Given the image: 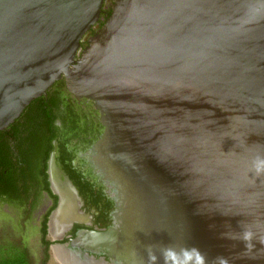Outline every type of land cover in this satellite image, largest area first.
Listing matches in <instances>:
<instances>
[{
    "label": "water",
    "instance_id": "95a60500",
    "mask_svg": "<svg viewBox=\"0 0 264 264\" xmlns=\"http://www.w3.org/2000/svg\"><path fill=\"white\" fill-rule=\"evenodd\" d=\"M104 2L0 0V130L60 79L102 126L86 155L113 225L49 248L79 264H183L191 249L264 264V0H112L77 57ZM54 151L82 204L54 141L48 234Z\"/></svg>",
    "mask_w": 264,
    "mask_h": 264
},
{
    "label": "trees",
    "instance_id": "16d2710c",
    "mask_svg": "<svg viewBox=\"0 0 264 264\" xmlns=\"http://www.w3.org/2000/svg\"><path fill=\"white\" fill-rule=\"evenodd\" d=\"M109 13L110 9L100 15L103 19L98 21V28ZM56 83L59 81L54 85ZM50 89L33 99L19 117L0 130V200L20 207L22 219L31 216L41 201L42 193H46L51 201L39 220L42 264L49 258V246L55 243L47 237V221L56 207L57 196L49 188L46 173L47 159L54 141L58 145L62 169L78 190L84 206L98 212L95 219L108 225L107 213L113 208V201L106 198L100 189H95L82 171L72 165L73 153L67 149L74 139H81L87 145L91 140L98 139L102 126L93 118H97L98 113L93 109L87 113L80 103L66 96L61 97L57 91L50 93ZM57 120L60 125L56 124ZM87 136H90L89 140ZM80 227L83 226L75 224L70 233L73 235ZM8 239L3 238L0 242V264H34L33 256L19 239ZM8 243L16 247L15 254L7 250Z\"/></svg>",
    "mask_w": 264,
    "mask_h": 264
},
{
    "label": "rangeland",
    "instance_id": "374dc122",
    "mask_svg": "<svg viewBox=\"0 0 264 264\" xmlns=\"http://www.w3.org/2000/svg\"><path fill=\"white\" fill-rule=\"evenodd\" d=\"M109 4H110V0H105L102 8L105 9L109 7ZM100 20H102V18H100ZM98 27H99L98 24H96L95 27L91 28L90 32H87L84 35L83 39L81 40L77 57L81 55L83 49L87 45V39L90 38L99 29ZM58 81L59 83H56L55 85L53 84L54 86L53 85L51 86L53 88L50 89V92L54 93L57 91L61 95V97H65L67 92L65 90L63 80L60 79ZM58 123L60 125L59 120ZM84 157L87 158V155L85 154ZM91 167H92L91 170H95V172H97V169H94L93 166ZM104 187H105V191L109 195V190L107 186L104 185ZM46 206H48L47 201H44L43 203L40 202V204L37 205V207L34 209L30 217L22 219L21 218L22 212L20 207L11 205L7 202L0 200V242H2L1 240L3 238H9L8 240L11 241H15L16 239H19L21 241V244L26 246V248H28L29 252L33 256L34 264H42L43 247L41 245V240H40L39 220ZM80 211H82L81 208ZM95 215L96 214H94L92 216V219H90L89 221L90 224L92 225L93 223L94 228L97 227L103 228V226L96 225L97 220L95 219ZM72 224H75V222L66 223V221H62V223L59 224L61 235L58 238L66 237L67 234L70 232L69 230ZM47 237L51 241H55V243L58 242L57 240H54L56 238H54L50 233L48 234ZM7 246H8L7 250H10L11 253L15 254L16 247L13 246L11 247L9 243ZM45 264H59L53 255L52 249L50 248H49V258Z\"/></svg>",
    "mask_w": 264,
    "mask_h": 264
},
{
    "label": "flooded vegetation",
    "instance_id": "af4514ba",
    "mask_svg": "<svg viewBox=\"0 0 264 264\" xmlns=\"http://www.w3.org/2000/svg\"><path fill=\"white\" fill-rule=\"evenodd\" d=\"M112 2V0H110V3ZM110 5V4H109ZM109 9V7H107V8H102V12L103 13H101V14H103L104 15V12H106V10H108ZM100 18H102L103 19V16H100ZM100 18H99V20H100ZM98 20V21H99ZM97 24H98V22H97ZM91 31V29L88 31V32H90ZM54 86V85H53ZM51 88V87H50ZM49 88V89H50ZM53 88V87H52ZM48 91V90H47ZM51 93V92H50ZM66 97H68L69 99H72V100H75L77 103H80L81 104V106L83 107V109L85 108V111L88 113L89 112V110L90 109H93L95 112H97L94 108H93V106H92V103H91V101H89V100H86V99H80L79 101H77L75 98H73L71 95H69L68 93L66 94ZM84 111V112H85ZM95 112H93V113H95ZM98 116V115H97ZM94 118V120L96 121V120H98V117L97 118H95V117H93ZM60 122V121H59ZM56 124H58L59 125V123H58V120L56 121ZM101 125V124H100ZM102 132V131H101ZM89 137L90 136H87V139L89 140ZM97 140V139H96ZM95 140V141H96ZM95 141H93L92 142V140L88 143V145H87V143H85L83 140H81V139H74V140H72V142L71 143H69L68 145H67V149H68V151L69 152H71V153H73V160H72V165L74 166V167H76V168H79L81 171H82V174L85 176V177H87V179L91 182V183H93L94 184V187H95V189H100V191L106 196V198H108V199H111L110 197H109V195L107 194V192L105 191V187H104V185L100 182V178H99V176H97V173L95 172V170H91V166H92V164L90 163V162H88V160H87V158L86 157H84L85 156V154H87V153H89V149L91 148V146H92V144L95 142ZM85 158V159H84ZM81 200H82V198H81ZM44 201H47V203H48V206H46V208H45V210L42 212V214L46 211V209L49 207V205L51 204V201H50V199L48 198V196H47V194L46 193H42V197H41V201L40 202H44ZM40 204V203H39ZM38 204V205H39ZM81 209H82V211L81 212H83L84 214H87L88 216H89V221H90V219H92V216L94 215V214H96L97 215V211L94 209V208H86L85 206H84V202H83V200H82V204H81V207H80ZM114 210V205H113V208L110 210V211H108V213H107V219L110 221V223L108 224V225H103V222L102 221H97L96 223V225H98V226H103V228H100V227H97V228H94V226H93V223H92V225L90 224V222L88 221V223H82V222H75V224H79V225H82L83 227H80V228H78V229H76L75 230V232L77 231V230H79V229H93V230H96V231H100V230H105L107 227H109V226H111V225H113V221H112V218H111V216H110V213L112 212ZM41 214V215H42ZM75 224H72V226L70 227V230L69 231H71L72 230V227L75 225ZM75 232H74V234L72 235L70 232L67 234V236L66 237H64V238H62V240L63 239H66V241L65 242H67V241H69V239L71 238V237H73L74 235H75ZM61 240V241H62ZM89 256H91L93 259H95V260H101V261H103L104 262V264H112V262H111V260L107 257V256H105V255H102V254H100V255H95V254H88Z\"/></svg>",
    "mask_w": 264,
    "mask_h": 264
},
{
    "label": "bare ground",
    "instance_id": "6f19581e",
    "mask_svg": "<svg viewBox=\"0 0 264 264\" xmlns=\"http://www.w3.org/2000/svg\"><path fill=\"white\" fill-rule=\"evenodd\" d=\"M49 173L53 188L62 198L61 208L53 215L50 222V234L58 238L61 235L59 224L65 218L73 222L88 223L89 216L80 211V200L57 164L56 151L53 152L49 161ZM52 252L59 264H79L77 254L66 252L63 248L56 246H53Z\"/></svg>",
    "mask_w": 264,
    "mask_h": 264
},
{
    "label": "clouds",
    "instance_id": "9594fccd",
    "mask_svg": "<svg viewBox=\"0 0 264 264\" xmlns=\"http://www.w3.org/2000/svg\"><path fill=\"white\" fill-rule=\"evenodd\" d=\"M183 264H204L203 257L196 249L182 250Z\"/></svg>",
    "mask_w": 264,
    "mask_h": 264
}]
</instances>
